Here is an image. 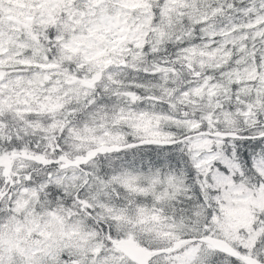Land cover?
Segmentation results:
<instances>
[{
	"label": "snow or ice",
	"instance_id": "obj_1",
	"mask_svg": "<svg viewBox=\"0 0 264 264\" xmlns=\"http://www.w3.org/2000/svg\"><path fill=\"white\" fill-rule=\"evenodd\" d=\"M0 264H264V0H0Z\"/></svg>",
	"mask_w": 264,
	"mask_h": 264
}]
</instances>
